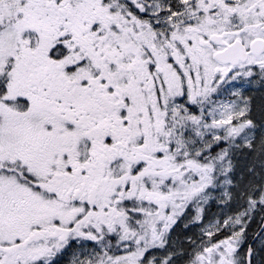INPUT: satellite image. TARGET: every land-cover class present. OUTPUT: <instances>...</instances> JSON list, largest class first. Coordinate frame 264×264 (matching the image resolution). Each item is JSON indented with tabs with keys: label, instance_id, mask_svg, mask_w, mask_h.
Listing matches in <instances>:
<instances>
[{
	"label": "snow or ice",
	"instance_id": "6c2138e0",
	"mask_svg": "<svg viewBox=\"0 0 264 264\" xmlns=\"http://www.w3.org/2000/svg\"><path fill=\"white\" fill-rule=\"evenodd\" d=\"M0 264H264V0H0Z\"/></svg>",
	"mask_w": 264,
	"mask_h": 264
}]
</instances>
